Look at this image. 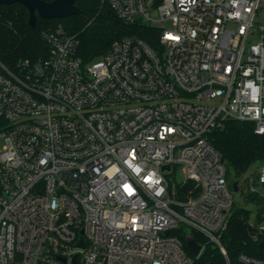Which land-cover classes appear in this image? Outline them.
<instances>
[{"label":"built area","instance_id":"2783aa9c","mask_svg":"<svg viewBox=\"0 0 264 264\" xmlns=\"http://www.w3.org/2000/svg\"><path fill=\"white\" fill-rule=\"evenodd\" d=\"M261 2L101 0L157 46L124 37L86 61L60 26L43 57L0 59V264H193L180 227L264 264L221 242L241 180L209 139L229 120L264 135ZM242 180L264 199V164ZM248 223L260 245L264 219Z\"/></svg>","mask_w":264,"mask_h":264},{"label":"trees","instance_id":"16d2710c","mask_svg":"<svg viewBox=\"0 0 264 264\" xmlns=\"http://www.w3.org/2000/svg\"><path fill=\"white\" fill-rule=\"evenodd\" d=\"M75 4L87 14L89 18L87 23L78 16L55 20H46L38 16L35 29L29 25V12L25 6L1 5L0 59L8 64H14L21 59L35 60L43 57L47 53L43 32L60 26L79 40V53L86 61L102 56L108 52L115 40L124 37H138L146 40L153 47L157 46L160 29L139 23H126L110 7L103 5L101 0H75ZM209 139L225 160L230 179L238 180L248 172L251 166L258 163L264 164V135L256 133L253 123L226 121L222 128L210 134ZM191 187L192 184L189 183L182 188L180 196L186 198L184 195L188 194ZM245 198L252 202L264 200L250 194ZM256 213L258 220L262 221L264 212L258 209ZM251 214L250 210L237 208L234 205L228 225L222 233L221 242L232 262L238 260L242 254L264 257V251L251 236L248 223ZM172 232L178 235L186 249V239L190 234L199 244L205 246L203 253L194 258L193 264H227L219 248L207 243L205 238L197 232L184 227L174 229Z\"/></svg>","mask_w":264,"mask_h":264},{"label":"water","instance_id":"95a60500","mask_svg":"<svg viewBox=\"0 0 264 264\" xmlns=\"http://www.w3.org/2000/svg\"><path fill=\"white\" fill-rule=\"evenodd\" d=\"M13 4H21L28 9L29 25L32 29L36 27L38 16L46 20L78 16L86 23L89 21L87 14L76 6L75 0H54L52 2H46L45 0H0V6ZM232 188L234 192L239 191L238 181H233ZM186 244L189 252L194 257H198L202 250V245L196 241L193 235H188ZM260 247L264 248V241L260 243ZM64 262L66 261L64 260ZM72 264H77L76 257H74Z\"/></svg>","mask_w":264,"mask_h":264},{"label":"rangeland","instance_id":"374dc122","mask_svg":"<svg viewBox=\"0 0 264 264\" xmlns=\"http://www.w3.org/2000/svg\"><path fill=\"white\" fill-rule=\"evenodd\" d=\"M263 28V31H262ZM263 35L264 37V2H261L259 10L256 15L255 19V28L253 33L249 37V41L252 43H258L261 40V36ZM259 171V163L251 166V168L248 170V172L243 176V178H248L251 175L257 174ZM182 175L179 173L177 175V180L181 179ZM243 178H240L241 180V191L233 193L234 199H235V206L237 208H244L247 210H250L252 212L251 218L254 219V216H257V210L260 209L264 212V200H259L257 202H252V201H247L245 196H246V191H244L246 187V183L242 180ZM229 179V183H230ZM250 218V219H251Z\"/></svg>","mask_w":264,"mask_h":264},{"label":"snow or ice","instance_id":"6c2138e0","mask_svg":"<svg viewBox=\"0 0 264 264\" xmlns=\"http://www.w3.org/2000/svg\"><path fill=\"white\" fill-rule=\"evenodd\" d=\"M125 187L128 189L129 192L132 191V189L129 186L126 185Z\"/></svg>","mask_w":264,"mask_h":264}]
</instances>
